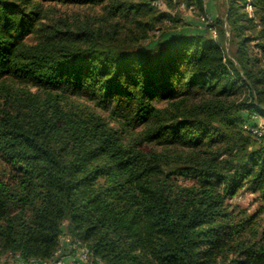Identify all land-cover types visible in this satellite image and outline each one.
I'll use <instances>...</instances> for the list:
<instances>
[{"label":"trees","instance_id":"1","mask_svg":"<svg viewBox=\"0 0 264 264\" xmlns=\"http://www.w3.org/2000/svg\"><path fill=\"white\" fill-rule=\"evenodd\" d=\"M225 3L217 39L146 50L174 23L148 0H0V258L51 264L62 237L90 264H264V0Z\"/></svg>","mask_w":264,"mask_h":264},{"label":"rangeland","instance_id":"2","mask_svg":"<svg viewBox=\"0 0 264 264\" xmlns=\"http://www.w3.org/2000/svg\"><path fill=\"white\" fill-rule=\"evenodd\" d=\"M149 1V0H148ZM182 1V0H181ZM171 2L169 0H164V5L160 8H156L155 10L157 13L166 14L170 17H172L174 23H167L163 22L160 24L161 28L160 31H154L151 35L150 39L147 41H144L140 44V47L142 49H152L154 48L158 43H162L163 41H166L168 39H171L174 35L180 34V33H202L205 36L211 38V39H217L212 38L209 29L204 25V23L200 20L198 17L199 13L197 12V8L194 9L185 7L184 3L182 2ZM204 6H205V14L208 17V19L211 20V22H215L216 18L223 19L225 17L226 13V3L225 0H203ZM181 4L183 6H181ZM46 7V6H45ZM52 15L54 20L58 19H80L84 20L87 18L90 19H96L98 18L102 13V5H52ZM244 12H246L249 16L253 15L252 7L251 5L246 2L244 5ZM177 27V29L172 31H167L165 34H160L161 31H164L168 29L169 27ZM260 27L256 28V32H259ZM216 30V29H215ZM218 30V27H217ZM228 31V30H227ZM225 33L226 37L228 38L229 32ZM248 36H250L251 40L247 42L248 45V51H256V43L261 42L259 39H253L252 34L250 31L246 32ZM256 36V35H254ZM253 39V40H252ZM237 43L236 39H232L231 42L229 41V44H226V51H231V53L236 49ZM256 118V124L258 125V132H261V134H264V118L259 115H253ZM157 148V147H156ZM235 201L232 202V208L237 212L238 210H245L249 215H252L257 210V204L253 202L254 197L247 193L240 191L238 192L237 196L234 198ZM260 220L264 221V213L260 215ZM65 238L61 237V247H60V253L61 255L63 253L70 254L72 253V246L68 244L67 241H64ZM75 252H78L75 251ZM0 264H15V258L13 259H5V256L1 257Z\"/></svg>","mask_w":264,"mask_h":264},{"label":"built area","instance_id":"3","mask_svg":"<svg viewBox=\"0 0 264 264\" xmlns=\"http://www.w3.org/2000/svg\"><path fill=\"white\" fill-rule=\"evenodd\" d=\"M171 2H176L177 0H170ZM150 6L154 7V8H160L164 5V0H149L148 1ZM181 6H183L181 4ZM200 20L204 23V25L209 29L211 37L215 38L216 37V32L213 28L209 27V23H211V20L208 19V17L206 16L204 19L200 18ZM245 129L249 130V128L245 127ZM253 134L259 135L260 132H258V130H250ZM79 252V259L83 262H85L86 264H90L87 259H88V252L87 249L85 248H80L78 250ZM59 253V251L56 253V255ZM1 261V258H0ZM16 261V260H15ZM16 264H47L44 261L41 260H37V259H30L28 262H23L21 260H17ZM51 264H60L59 259H56V257L54 258L53 261H51ZM94 264H103L101 260H96Z\"/></svg>","mask_w":264,"mask_h":264},{"label":"crops","instance_id":"4","mask_svg":"<svg viewBox=\"0 0 264 264\" xmlns=\"http://www.w3.org/2000/svg\"><path fill=\"white\" fill-rule=\"evenodd\" d=\"M64 241L68 242L67 239H64ZM68 244H69V242H68ZM69 246H70V244H69ZM78 252H72L70 254H67L65 252L62 255L59 252L55 257H56V259H59L60 264H86L85 262H83L79 259V253Z\"/></svg>","mask_w":264,"mask_h":264}]
</instances>
